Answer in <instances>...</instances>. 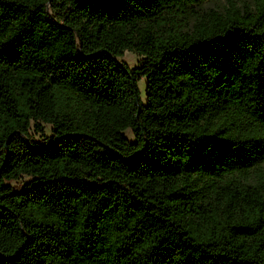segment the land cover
<instances>
[{
	"label": "trees",
	"instance_id": "16d2710c",
	"mask_svg": "<svg viewBox=\"0 0 264 264\" xmlns=\"http://www.w3.org/2000/svg\"><path fill=\"white\" fill-rule=\"evenodd\" d=\"M206 1L0 0V264H264V0Z\"/></svg>",
	"mask_w": 264,
	"mask_h": 264
},
{
	"label": "rangeland",
	"instance_id": "374dc122",
	"mask_svg": "<svg viewBox=\"0 0 264 264\" xmlns=\"http://www.w3.org/2000/svg\"><path fill=\"white\" fill-rule=\"evenodd\" d=\"M223 3V0H208L202 4V7H208V6H213V7H218ZM117 60H120L124 62L128 67H132L134 65H137L140 62V56L135 55L134 53L123 50L122 54L120 56H116ZM138 81V82H137ZM137 85L139 92H140V97H141V102H144V94H143V87H144V79L143 77L139 78L137 80ZM138 92V96H139ZM50 125L47 123H40V130H35L32 126V122L29 123L28 126V135L32 140L35 141H40L44 136H47L50 134ZM122 135L125 136L129 141L132 140V136L129 132L128 129H123L121 131ZM26 180L25 176H21L17 178L16 180H9L5 181V183L12 185V186H18L21 183H23Z\"/></svg>",
	"mask_w": 264,
	"mask_h": 264
},
{
	"label": "bare ground",
	"instance_id": "6f19581e",
	"mask_svg": "<svg viewBox=\"0 0 264 264\" xmlns=\"http://www.w3.org/2000/svg\"><path fill=\"white\" fill-rule=\"evenodd\" d=\"M138 86H139V84H138Z\"/></svg>",
	"mask_w": 264,
	"mask_h": 264
}]
</instances>
